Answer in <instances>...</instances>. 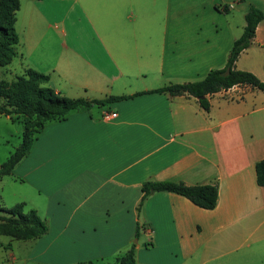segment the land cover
I'll return each mask as SVG.
<instances>
[{"label": "crops", "instance_id": "1", "mask_svg": "<svg viewBox=\"0 0 264 264\" xmlns=\"http://www.w3.org/2000/svg\"><path fill=\"white\" fill-rule=\"evenodd\" d=\"M250 4L263 17L235 67L264 82V0H19L16 53L3 70L47 73L44 84L67 96L130 95L46 121L5 174L29 184L31 207L46 221L36 244L57 257L116 259L133 243L143 179L215 182L212 208L171 191L144 199L149 242L167 253L143 264L263 261L264 186L254 162L264 158V88L219 89L206 95L208 109L191 95L147 91L222 67ZM143 249L133 243L134 264Z\"/></svg>", "mask_w": 264, "mask_h": 264}, {"label": "trees", "instance_id": "2", "mask_svg": "<svg viewBox=\"0 0 264 264\" xmlns=\"http://www.w3.org/2000/svg\"><path fill=\"white\" fill-rule=\"evenodd\" d=\"M18 4L19 0H0V66L7 64L16 53L18 36L14 28V19ZM243 17L242 32L232 40L222 67L209 68L198 79L170 82L147 91H159L168 95H191L202 108L208 109L206 95L219 89L240 83L263 89L264 82L253 72L235 67L238 53L250 43L255 26L263 17V12L250 4ZM47 80V73L31 67H26L13 79H0V113L8 115L10 119H13V115H19L22 121L21 139L0 163V177L10 173L15 164L30 150L37 133L46 121L62 118L70 109L78 106L103 104L130 96L127 94H110L94 98L67 96L45 85ZM139 92L143 91L136 93ZM254 174L256 183L264 186V158L254 162ZM161 190L181 194L202 208L214 207L217 200L215 182L187 184L180 180L146 178L140 183L141 194L138 204L142 203L150 193ZM0 211L3 212L0 213V235L29 239L40 236L47 229L46 221L34 208L24 210L23 202H16L10 207L0 204ZM117 260L121 264H134L133 243L117 257Z\"/></svg>", "mask_w": 264, "mask_h": 264}, {"label": "rangeland", "instance_id": "3", "mask_svg": "<svg viewBox=\"0 0 264 264\" xmlns=\"http://www.w3.org/2000/svg\"><path fill=\"white\" fill-rule=\"evenodd\" d=\"M15 62V60H12ZM0 66V79L10 80L14 76L3 70ZM14 71H19L15 68ZM13 115V114H12ZM13 119L0 113V163L6 159L8 154L15 148L21 139L22 121L19 115H13ZM30 186L27 182L14 180L8 175L0 177V203L4 207H10L16 202H23L24 210L33 205V197L30 192ZM23 200V201H21ZM143 203V202H142ZM140 203L132 211L135 218L133 222L132 242L142 245L145 249L139 251L136 264L160 259L165 257V247L163 244L156 243L155 247L149 242L154 239L150 231H146L144 210L145 206ZM0 213H3L0 211ZM122 218H124L122 216ZM161 230L162 226H157ZM41 243V242H40ZM36 244V238L20 239L9 235H0V264H119L115 259V254L90 253L89 256L72 255L70 257H57L50 247H44L46 244ZM239 251V250H238ZM119 252L118 254H122ZM119 263H118V262ZM230 264H238V260H233ZM251 264H264L263 261H256Z\"/></svg>", "mask_w": 264, "mask_h": 264}, {"label": "built area", "instance_id": "4", "mask_svg": "<svg viewBox=\"0 0 264 264\" xmlns=\"http://www.w3.org/2000/svg\"><path fill=\"white\" fill-rule=\"evenodd\" d=\"M229 6H231V4H229ZM115 115V112H113V111H105L104 113H103V117L104 118H110V117H112V116H114ZM146 228V227H145Z\"/></svg>", "mask_w": 264, "mask_h": 264}]
</instances>
